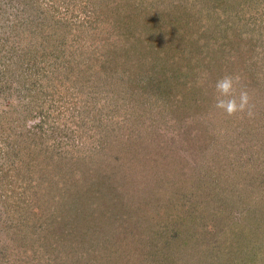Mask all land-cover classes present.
I'll return each instance as SVG.
<instances>
[{"label": "rangeland", "instance_id": "rangeland-1", "mask_svg": "<svg viewBox=\"0 0 264 264\" xmlns=\"http://www.w3.org/2000/svg\"><path fill=\"white\" fill-rule=\"evenodd\" d=\"M90 7L89 0H0V264H47L53 256L47 250H55V245L41 244L38 225L57 208L60 179L72 185L76 181L77 187L102 180L103 195L112 202L136 210L146 206L155 225L181 222L183 236L195 226L203 229V244L218 240L226 248L228 241L244 240L245 233L255 236L245 227L262 228L258 232L263 237L250 239L251 249H241L244 253L236 254L232 264H264L254 255L257 247L264 251L263 106L250 101L252 117L238 113L227 132L221 133L223 127L215 124L214 138L194 144L181 135L192 119L186 110L189 104L179 115L170 112L165 99L137 107L129 103L126 86L117 78L110 81L108 72L101 74L89 65L87 70L84 62L70 60L64 25L51 28L52 41L43 38L37 25L41 15L51 23L69 13L74 19L84 18ZM244 16L251 23L241 31L264 36V10ZM47 43L55 52L52 61L42 59L41 48ZM130 62L132 75L140 77L138 68L142 71L146 64ZM123 68L120 65L116 75L126 76ZM202 119L204 124L214 122ZM135 141L157 146H150L152 154L145 150L147 145L132 152ZM160 151L158 169L147 170L140 157L159 156ZM156 172L166 174L164 181L154 176ZM142 178L157 188L153 203L137 192ZM72 189L65 188L67 205L76 194ZM157 202L163 205L155 210ZM200 250L201 245L192 257ZM95 264L106 263L98 259Z\"/></svg>", "mask_w": 264, "mask_h": 264}, {"label": "trees", "instance_id": "trees-1", "mask_svg": "<svg viewBox=\"0 0 264 264\" xmlns=\"http://www.w3.org/2000/svg\"><path fill=\"white\" fill-rule=\"evenodd\" d=\"M89 1L91 7L84 18L74 19L69 13L64 19H54L51 23L52 20L41 15L37 25H41L43 38L52 41L53 27L64 25L67 37L63 42L68 39L66 49L70 60L84 62L87 70L93 68L101 74L108 72L106 76L110 81L117 78L118 83L126 86L129 103L134 102L137 107L165 99L170 104V112L179 115L189 104L186 110L192 119L181 135L194 144H204L214 138L215 124L223 127L219 129L221 133L227 132L225 129L234 117L213 107L214 85L222 76H239L236 95L245 90L250 101L258 102L264 108V89L260 84L264 83V65H258L263 64L264 36L255 37L241 31L251 23L250 19H244V14L263 11L264 0H148L145 4H142L143 0ZM194 2L198 6H193ZM42 46V59L52 61L55 58L53 45ZM130 61L146 64L142 71L138 68L140 77L132 75L134 65ZM120 65L128 71L126 76L116 75ZM72 72L73 81H77L76 73ZM199 112L203 116L197 115ZM202 118L214 122L204 124ZM146 145L135 141L131 150L137 152L147 147V153L152 154L154 149L150 146H157L153 141ZM160 154L161 151L159 156L144 154L140 160L147 165V170L158 169L162 160ZM165 175L156 172L154 176L164 181ZM101 185L102 180L98 179L91 185L82 184V187H77L76 181L72 185L60 179L56 189L57 208L52 217H46L38 225V232L43 231L41 244L55 245L53 252L47 250L53 254L47 264H95L98 259L106 264H232L236 254L244 253L241 249L250 246V239L255 242L258 237H263L258 232H262V228L245 227L255 236L252 234L249 238L245 233L244 240L239 238L241 242L228 241V251L224 247L226 244L221 245L218 240L203 244V229L195 226L183 236L181 222L180 225L177 222L155 225L153 221H157L149 215L146 206L136 210L130 204L112 202L110 196L103 195ZM72 187L76 194L67 205L65 201L69 196L64 194L65 188ZM156 189L148 180L144 183L142 178L137 192L146 203H153ZM162 205L157 202L153 208L156 210ZM262 211L263 215L264 209ZM253 214L257 217L258 211ZM31 244L32 247L35 245ZM64 244L65 249L61 248ZM200 245L201 252L193 258V251ZM260 245L264 247V244ZM255 250L254 255L264 262V251L260 247ZM187 258L188 261L183 262Z\"/></svg>", "mask_w": 264, "mask_h": 264}, {"label": "clouds", "instance_id": "clouds-1", "mask_svg": "<svg viewBox=\"0 0 264 264\" xmlns=\"http://www.w3.org/2000/svg\"><path fill=\"white\" fill-rule=\"evenodd\" d=\"M239 76L226 74L219 78L214 85L215 98L213 107L227 116H235L238 113H247L252 117L254 113L250 108V97L247 91H239L236 95V85L239 83Z\"/></svg>", "mask_w": 264, "mask_h": 264}]
</instances>
